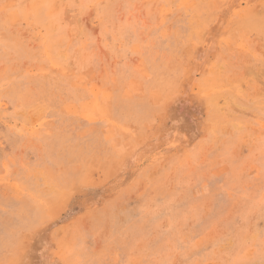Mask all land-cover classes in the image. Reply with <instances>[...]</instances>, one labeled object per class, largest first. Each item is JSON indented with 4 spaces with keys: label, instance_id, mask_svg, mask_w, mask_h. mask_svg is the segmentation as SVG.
I'll use <instances>...</instances> for the list:
<instances>
[{
    "label": "rangeland",
    "instance_id": "obj_1",
    "mask_svg": "<svg viewBox=\"0 0 264 264\" xmlns=\"http://www.w3.org/2000/svg\"><path fill=\"white\" fill-rule=\"evenodd\" d=\"M0 264H264V0H0Z\"/></svg>",
    "mask_w": 264,
    "mask_h": 264
}]
</instances>
